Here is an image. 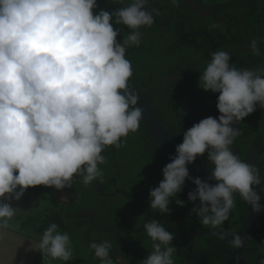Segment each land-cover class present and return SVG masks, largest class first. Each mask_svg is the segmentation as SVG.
<instances>
[{"label":"trees","instance_id":"obj_1","mask_svg":"<svg viewBox=\"0 0 264 264\" xmlns=\"http://www.w3.org/2000/svg\"><path fill=\"white\" fill-rule=\"evenodd\" d=\"M46 3L26 0L23 10ZM105 14L117 25L119 38L118 54L104 82L136 87L181 148L202 136L218 134L227 124L226 107L212 74L210 42L200 33L183 37L180 23L184 33L204 30L210 34L216 44L217 70L235 103L236 128L228 140L200 149L196 160L213 174L264 183V34L259 31L264 2L64 0L60 5L50 0L44 9L45 22L26 21L27 31L24 14L16 23L27 43L23 64L19 40L2 45L7 53L2 67L9 65L13 78L23 74L24 83L7 89L8 100L0 108V137L15 129L24 113L34 114L69 92L86 98L91 112L88 119L78 114L70 118L65 147L56 156L43 163L14 164V168H28L26 184L6 172V154L0 155V178L12 179L23 193L34 186L70 192L44 219L31 215L22 225L57 242L71 241L73 231L82 229L81 240L88 249L80 253L82 264H190L206 250L227 249L230 241L218 235L216 239L203 235L195 244L188 243L195 240L193 230H200L198 225L219 230L220 212L224 215L231 207L224 211L225 198L240 203L239 215L231 223L226 221L237 229L247 205L242 200L234 196L203 199L170 187L160 192L163 209L149 216L160 203L154 192L137 198L115 192L137 193L150 187L153 177L167 179L174 171L164 162L142 119L132 112L133 103L102 96L88 71L80 79L84 63L79 58L96 60L106 53L113 27L104 22ZM79 24L83 27L76 30ZM252 30L259 34L252 35ZM35 55L45 58L54 77H42L30 66ZM76 80L80 82L64 90ZM127 112L131 113L124 121V132L116 138ZM217 153L223 155L220 161ZM250 153L253 160L248 158ZM238 261L264 264V210L244 241ZM204 264H230V260L213 253Z\"/></svg>","mask_w":264,"mask_h":264},{"label":"rangeland","instance_id":"obj_2","mask_svg":"<svg viewBox=\"0 0 264 264\" xmlns=\"http://www.w3.org/2000/svg\"><path fill=\"white\" fill-rule=\"evenodd\" d=\"M25 1L0 0V108L8 100L7 89L15 85L23 86L24 83L22 73L20 78H13L8 73L9 65L6 68L2 67L4 66L2 61L7 60L6 51L1 50L2 45L19 43V40L23 44L19 62L23 64L28 54L27 43L16 23L25 14L23 22L27 31L29 27L25 24L26 21L33 20L42 24L45 22L44 9L50 3V0H47L42 6L25 11L23 10ZM27 1L34 3L37 0ZM53 1L60 5L64 2ZM206 1L210 5L216 0ZM258 2L263 3L264 0ZM81 26L80 24L76 26V30L83 27ZM259 31L260 34H264V17ZM259 31L252 30V35L259 34ZM78 33L79 31L76 36L80 38L81 35ZM35 56L29 60V64H32L42 77H54V72L45 58ZM39 73L34 77H38ZM88 109L89 101L69 92L54 104H47L44 109L34 114L24 113L18 117L15 129L12 132L6 131L0 137V155L6 154V172H11L13 179L28 183V168H14V164L17 161L43 163L56 156L65 147L69 118L74 114L86 117ZM248 158L253 160V154H249ZM65 200L66 191L60 189L51 191L34 186L29 192L23 193L21 187L14 184L12 179L6 176L0 178V264H82L78 262L80 253L88 251L81 240L82 229L73 231L71 241L57 242L31 233L21 223L31 215L44 219L55 209L56 203ZM223 205L224 211L231 206L224 213L225 220L231 223L232 218L240 213V203L232 198H225Z\"/></svg>","mask_w":264,"mask_h":264},{"label":"water","instance_id":"obj_3","mask_svg":"<svg viewBox=\"0 0 264 264\" xmlns=\"http://www.w3.org/2000/svg\"><path fill=\"white\" fill-rule=\"evenodd\" d=\"M112 25L113 32L111 33L110 42L106 48V53L103 57L96 60L88 58H79L84 63L80 79H83L86 72L89 71L90 81L102 96L110 99L125 100L134 104L137 114L144 123L153 143L157 150L161 153L163 160L174 171L175 177L167 181L159 182L156 186L141 190L137 193H129L121 189H116L115 192L124 193L131 198L141 197L148 192H154L157 198L161 190L170 187H180L191 196L200 197L209 200H221L226 196H234L247 205L245 207L243 217L239 228L234 233L227 231L217 232L222 237L230 241V245L226 250H210L204 255L210 253H221L230 260V264H239L238 254L249 236L255 221L261 211L264 210V183H256L243 179L232 178L227 176H219L213 174L203 168L196 160V155L200 149L212 146L228 140L234 135L236 128V113L235 103L232 100L231 94L226 89L224 78L219 74L216 67V44L210 34L204 30H195L189 33L183 32V23H180V31L183 37H188L194 34L205 35L211 45V68L215 78L218 90L226 107L227 124L225 128L218 134L209 137H200L190 142L185 148H181L175 139L169 134L162 122L154 113L146 98L137 90L136 87L130 86L121 81L105 83L104 78L106 71L113 62L118 51L116 50V42L119 38L117 25L109 20L105 14V21ZM75 57L73 55H69ZM80 80H76L68 84L64 90L72 88L78 84ZM131 112H127L121 121V132L114 134L119 138L124 132V121ZM150 213L152 216L159 210Z\"/></svg>","mask_w":264,"mask_h":264},{"label":"flooded vegetation","instance_id":"obj_4","mask_svg":"<svg viewBox=\"0 0 264 264\" xmlns=\"http://www.w3.org/2000/svg\"><path fill=\"white\" fill-rule=\"evenodd\" d=\"M51 68V67H50ZM89 72V71H88ZM77 96H79V95H77ZM80 98H82V99H85V100H87L86 98H83V97H81V96H79ZM88 101V100H87ZM90 112H91V105H90V103H89V109L87 110V112L85 113L86 114V117H84V116H81L83 119H88L89 117H90ZM80 116V115H79ZM72 117V116H71ZM70 117V118H71ZM70 118H69V120H70ZM68 120V121H69ZM67 129H68V126H67ZM65 138H66V136H65ZM253 150H259V149H253ZM251 154V153H250ZM217 155H218V157H217V160L218 161H220L221 160V156H223L221 153H217ZM210 159H208V161H209ZM224 163V162H223ZM175 175V174H174ZM171 176L170 178H167V179H160V180H157L155 177H153L154 178V182L150 185V187H154V186H156L159 182H163V181H167V180H169V179H172V178H174L175 176ZM150 187H148V188H150ZM167 189H169V188H167ZM176 190H178L179 188H175ZM61 190V189H60ZM144 190V189H143ZM165 190V189H164ZM161 191H163V190H161ZM160 191V192H161ZM160 192H159V197L160 198H157L158 200H159V205H158V207L155 209V210H157L161 205H163L162 206V208L161 209H163V207H164V201H163V199L161 198V196H160ZM66 193H67V196H68V194L70 193V192H68V191H66ZM156 196V195H155ZM154 210V211H155ZM160 211V210H159ZM153 212V211H152ZM151 212V213H152ZM154 215V214H153ZM173 214H171L169 217H170V219H174L173 218ZM220 217H221V220L219 221V224H220V226H219V230H215V229H203L202 227H200L199 225L197 226V228L199 227L200 228V230H193V232L194 233H196V238H195V240L194 241H192V242H189L188 243V245H193V244H195V242L201 237V236H203V235H207V234H210V238L211 239H216L217 238V235H218V238L220 239V240H222V241H224V240H226V238L225 237H222V236H220L219 234H217V232H221V231H227V232H229V233H234L238 228H239V226H240V224H239V226H238V228L237 229H235V227H233V228H231V227H228V223L226 222V220H225V218H224V215H223V213H222V211L220 212ZM189 233L192 235V231H189ZM229 247V246H228ZM210 250H214V249H209V250H206L205 252H202V253H200L199 255H197V256H195L192 260H191V262H190V264H194V262H196L197 261V259L198 258H200V257H203L202 259V262L201 263H199V264H204L205 262H206V260H207V258H208V256L210 255V254H213V253H210V254H208V255H204V253H206V252H208V251H210ZM215 250H226V249H219V248H215ZM215 253H218V252H215ZM219 254H221V253H219ZM223 255V254H222ZM239 255V254H238ZM120 260V259H119Z\"/></svg>","mask_w":264,"mask_h":264},{"label":"crops","instance_id":"obj_5","mask_svg":"<svg viewBox=\"0 0 264 264\" xmlns=\"http://www.w3.org/2000/svg\"><path fill=\"white\" fill-rule=\"evenodd\" d=\"M36 72H37V70H36V68L31 64L30 65ZM50 105V104H49ZM42 109H44V107L42 108ZM14 130V129H13ZM10 132H12V130H9Z\"/></svg>","mask_w":264,"mask_h":264}]
</instances>
